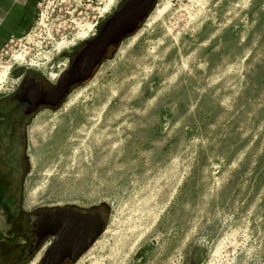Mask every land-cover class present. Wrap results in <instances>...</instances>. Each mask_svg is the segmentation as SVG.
<instances>
[{
  "label": "rangeland",
  "instance_id": "1",
  "mask_svg": "<svg viewBox=\"0 0 264 264\" xmlns=\"http://www.w3.org/2000/svg\"><path fill=\"white\" fill-rule=\"evenodd\" d=\"M124 1L39 0L0 95L23 69L56 81ZM28 139L25 212L110 209L79 264H264V0H158Z\"/></svg>",
  "mask_w": 264,
  "mask_h": 264
},
{
  "label": "flooded vegetation",
  "instance_id": "2",
  "mask_svg": "<svg viewBox=\"0 0 264 264\" xmlns=\"http://www.w3.org/2000/svg\"><path fill=\"white\" fill-rule=\"evenodd\" d=\"M129 1L119 4L101 23L97 34H93L94 37L87 42L93 41L102 25L110 23ZM156 3L151 7L148 17ZM147 18L140 21L136 30L127 35L122 43L137 33ZM87 42L70 56V61L77 58ZM119 47L109 48L103 61ZM67 70L61 71L59 78L53 81L52 75L44 71L23 69L12 90L0 95V208L1 214L10 223L9 237L0 240V264H79L108 230L110 209L106 206L93 209L60 207L28 212L22 209V186L29 167L27 152L30 127L37 117L58 110L76 89L71 88L65 96H61L57 89ZM64 220L74 223L87 220L92 223V227L89 233L75 235L62 226ZM97 234L91 247L74 261L77 253L74 252V245L79 243V238ZM69 236L76 238L77 242L67 240Z\"/></svg>",
  "mask_w": 264,
  "mask_h": 264
},
{
  "label": "water",
  "instance_id": "3",
  "mask_svg": "<svg viewBox=\"0 0 264 264\" xmlns=\"http://www.w3.org/2000/svg\"><path fill=\"white\" fill-rule=\"evenodd\" d=\"M155 3L156 0H130L123 11L118 13L110 23L103 24L96 38L87 42L77 58L71 61L61 84L57 87L61 96L68 94L71 88L90 80L109 48L119 46L127 35L132 34L138 23L148 17L149 11ZM62 226L66 227L71 234L80 233L82 235L90 232L92 223L87 220L75 223L72 220H64ZM99 234L85 239L79 238V243L74 245V252H77L74 261L78 260L91 247ZM71 239L73 242H77L76 238L71 236L67 238L69 241ZM68 248L72 247L68 246ZM202 256L201 251H196L192 257L193 264H200Z\"/></svg>",
  "mask_w": 264,
  "mask_h": 264
},
{
  "label": "crops",
  "instance_id": "4",
  "mask_svg": "<svg viewBox=\"0 0 264 264\" xmlns=\"http://www.w3.org/2000/svg\"><path fill=\"white\" fill-rule=\"evenodd\" d=\"M39 0H0V55L33 24Z\"/></svg>",
  "mask_w": 264,
  "mask_h": 264
},
{
  "label": "bare ground",
  "instance_id": "5",
  "mask_svg": "<svg viewBox=\"0 0 264 264\" xmlns=\"http://www.w3.org/2000/svg\"><path fill=\"white\" fill-rule=\"evenodd\" d=\"M83 36H86V34L85 35H83ZM133 40V39H132ZM131 40V41H132ZM133 41H135V39L133 40ZM15 60H16V62L17 63H14V64H18V65H23L24 64V58L20 55V56H15ZM8 73H9V68H8V70H6L5 69V72H4V75H3V77H1V80H0V82H1V88H2V84L4 83V80L6 79V77H7V75H8ZM0 91H1V89H0ZM60 118V116H57V115H54L53 117H51V118H49L50 119V121H52V120H56V118ZM48 119V120H49ZM58 120V119H57ZM33 132V136L35 135V132H38V133H43V129L42 128H37V129H35V130H33L32 131ZM31 133V132H30ZM37 133V134H38ZM32 134V133H31ZM36 189H34V190H32L29 194H28V198H30L31 200H35V196H36ZM81 261H83V260H81ZM81 263V262H80Z\"/></svg>",
  "mask_w": 264,
  "mask_h": 264
},
{
  "label": "built area",
  "instance_id": "6",
  "mask_svg": "<svg viewBox=\"0 0 264 264\" xmlns=\"http://www.w3.org/2000/svg\"><path fill=\"white\" fill-rule=\"evenodd\" d=\"M9 73H10V71H9Z\"/></svg>",
  "mask_w": 264,
  "mask_h": 264
}]
</instances>
